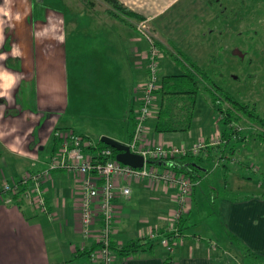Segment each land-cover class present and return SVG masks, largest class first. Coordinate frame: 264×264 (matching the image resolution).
<instances>
[{"label":"crops","instance_id":"0c3cea01","mask_svg":"<svg viewBox=\"0 0 264 264\" xmlns=\"http://www.w3.org/2000/svg\"><path fill=\"white\" fill-rule=\"evenodd\" d=\"M119 1L152 26L163 54L161 65L166 58L170 59L168 63L181 65L182 73L187 66L176 53L180 50L208 72L205 62L209 65L226 62V56L232 53L227 9L223 8L218 17L213 16L203 8L209 0ZM63 2L64 11L55 12L46 9L44 0H0V187L6 180L46 167L56 152L55 130L71 129L93 140L89 127L69 116L70 111L113 110V105L120 102L122 88H130L133 95L124 127L96 135L123 143L132 136V107L139 101L147 78L148 43L136 28L139 20L124 17V21L105 12L102 0ZM190 17V25L186 21L188 25L178 26ZM216 28L220 33H216ZM170 64L163 67L166 73L160 78L180 74L171 72ZM92 83L102 93L88 102L81 98L80 90L92 87ZM94 104L95 107H89ZM213 116L203 125L200 118L194 119L192 112L187 131L170 132H156L155 118L150 128L146 127L144 144L190 147L202 140L208 142L213 138L208 130L213 125ZM175 120L182 121V117L178 114ZM215 130L220 136L222 127ZM234 141L232 136L226 146H208L200 155L201 162L212 163L227 177L232 175L235 186L244 184L249 190L253 183L243 170L253 168L255 172L254 166L246 161L258 156L242 153L243 162L237 165L239 143L246 150L249 144ZM201 162L202 172H206L208 169ZM81 184V175L65 170L52 171L45 178L44 198L50 216L25 203H0V264H91L89 253L96 246L100 223L92 226L91 236H82ZM117 184L128 185L131 191L128 197L118 195L114 201L113 244L121 247L130 241L146 239L151 228L164 233L176 206L175 187L148 179L118 180ZM256 188L261 192L248 191L239 196L227 192L216 197L210 211L212 224L202 222L203 216L210 213L200 210L196 213L198 201L194 189L188 199V210L178 225L183 238L170 255L169 264H220L216 261L220 247L217 249L215 244H226L228 234L264 257V182H258ZM148 241L151 244L143 250L130 255L116 254L113 264H167L164 248L158 241Z\"/></svg>","mask_w":264,"mask_h":264},{"label":"built area","instance_id":"2783aa9c","mask_svg":"<svg viewBox=\"0 0 264 264\" xmlns=\"http://www.w3.org/2000/svg\"><path fill=\"white\" fill-rule=\"evenodd\" d=\"M136 28L148 43L147 78L139 101L132 107L134 130L130 140L125 144L132 153L143 157V166L133 168L124 165L115 159L112 148L99 147L92 139L71 129H57L53 136L58 147L46 167L39 172L6 180L0 187V203L5 205L25 203L50 216L44 198L45 178L56 170L81 175L82 236L85 238L91 236L92 226L97 221L100 223L97 229V246L89 253L91 264H113L116 258V251L111 245L115 224L114 201L118 195L128 197L131 191L128 185H118V180L129 182L148 179L175 187L173 200L176 206L170 215L169 227L164 233L158 228H151L146 234V239L158 241L167 254L171 255L183 238L178 225L188 210V199L198 181H194L184 172L173 169L171 165L168 167L167 164L181 157L201 155L208 146H216L223 142L221 136H217L208 142L202 140L190 147L144 144L146 122L151 115L157 116L159 111L157 91L161 86L159 71L162 51L147 22L144 20L137 22ZM221 118L222 116L218 115L219 121ZM235 128L240 130L237 125Z\"/></svg>","mask_w":264,"mask_h":264},{"label":"rangeland","instance_id":"374dc122","mask_svg":"<svg viewBox=\"0 0 264 264\" xmlns=\"http://www.w3.org/2000/svg\"><path fill=\"white\" fill-rule=\"evenodd\" d=\"M42 4L46 6V9L55 12L64 11L63 0H44ZM203 8H206L211 15L217 17L220 12H223V8L227 9V31L230 38V47L232 48V53L230 55H227L226 58L222 57V59L225 58L226 62L216 63L215 65H213V63L209 65L205 62L209 69V76L237 99L255 105L257 111L264 115V0H209L207 4L203 5ZM209 8H212V11H210ZM190 19L192 18L190 17L189 20H185L178 26L181 28L182 25H188L186 21H190V25ZM148 27L151 34L159 40L152 26L148 24ZM215 31L217 34L220 33L218 28H216ZM210 33L211 32H209V34ZM161 58L160 60H162ZM169 61L170 59L166 58L163 65L160 64L162 68V71L159 72L160 76L166 73L163 67L170 64L168 63ZM170 66L172 68V70H170L171 72L180 73L182 71L180 64L171 63ZM72 81H74V79L71 78L70 85H72ZM207 87L210 88L209 85H207ZM71 91L74 92L72 87ZM80 93L82 94L81 98H85L88 102H92L91 100L99 96L102 91L92 83V87L84 88L82 91L80 90ZM105 96L108 97L106 94ZM131 96L133 95L131 94L130 88H127V90L122 88L120 102H118L117 105H113L116 108L118 107L117 110H115L116 108L114 107L113 110H89L86 108V105H84L86 110L70 111L69 116H75L80 123L89 127L91 137L95 142H98L100 141V137L96 135L97 133L109 129H112L113 132L115 130L120 131L124 127V121L127 119L126 115L129 112ZM209 100V94L205 90H201L196 99L193 115L195 116L194 119L200 118L203 121V125L210 116L214 115L212 118L213 125L211 128L209 127L208 130L213 132H210L209 135L215 137L217 136V134H215V127H222V124L218 119V114L216 112L213 113ZM158 105H160V96L158 98ZM89 107H95V104ZM155 118V115H151L146 127L151 126ZM235 124L240 128L239 132H241L242 135L260 129L256 124L250 123L246 118H242ZM248 144L249 146L246 150L244 148L245 146L242 147L239 143L238 152L240 154L237 155L235 163L239 166L241 165L243 162L242 153L245 155L248 153V156L251 154L252 156H258L255 160L249 159L246 161L247 165L250 163L254 166L255 172L252 171L253 168H244L243 170L244 175L251 177L253 183V187L249 188V190H247L248 187L246 188L244 184L235 186L232 175L227 177L221 169L214 167L212 163L206 165L204 162H201L203 167L206 166L208 170L202 172L199 178L200 180L198 179V185L195 188L198 206L196 205L195 209L196 213H198L197 210L202 212L205 211L206 214L210 213L208 217L206 215L203 216L204 220L202 222L206 221L212 224V219L210 217L212 213L210 211L214 209L213 206L216 197L225 196L227 192L238 196L243 193H248V191L261 192V189L256 188V185L258 182L264 181V144L255 138L249 140L247 145ZM225 181L226 184H228L227 186H225ZM199 182H201L200 186ZM210 187H213L214 190ZM200 205L202 206L200 207ZM168 221H170V217H168ZM197 231H199V229ZM226 242V244L221 245L215 244L217 249L220 247L217 253L218 255L216 256L217 263L223 264L226 260H234L235 264H252V262L243 255L238 245L232 243L228 239Z\"/></svg>","mask_w":264,"mask_h":264},{"label":"trees","instance_id":"16d2710c","mask_svg":"<svg viewBox=\"0 0 264 264\" xmlns=\"http://www.w3.org/2000/svg\"><path fill=\"white\" fill-rule=\"evenodd\" d=\"M102 1L106 4L105 12L117 16L124 21H126L124 17H133L139 21L144 20V18L124 6L119 0ZM176 53L180 56V62L187 67L184 68L183 72L180 74H172L161 78V86L157 93L159 95L161 94L162 99L160 100L159 111L156 116L155 131H187L190 127L192 112L196 104L197 96L201 90H205L209 91L210 103L214 107L215 112L222 116L220 119V123L222 124V132L220 136L223 142L219 144V146L228 145L232 136H235L234 142L237 143L242 141L248 142L252 138H255L264 144V115L257 111L255 105L237 99L219 83H216L209 76L206 69L190 60L180 50H176ZM207 85H209L210 88H208ZM175 111L176 113H174ZM178 114L182 117V121L175 120V117ZM242 118H246L250 123L256 124L260 129L242 135V133L235 128V123ZM96 143L99 147H109L100 141ZM57 147L58 143L55 141L54 149L57 150ZM112 152L115 155L117 153L114 149H112ZM201 160L200 155H191L169 161L167 165L168 167L171 165L173 169L184 172L194 181H198L201 177L199 172H202V166L199 164ZM196 186L193 187V190ZM228 237L232 243L240 247L243 255L249 259L252 264H264V257L252 252L234 235L228 234ZM149 244H151V242L147 239H138L130 241L121 247L115 246L113 242L111 245L115 249L116 254L130 255L139 250H143L144 247L147 245L149 246ZM86 253L88 254V252H85V254ZM170 259L171 256L168 254L166 259L167 264L170 263ZM223 264H235V261L226 260Z\"/></svg>","mask_w":264,"mask_h":264},{"label":"water","instance_id":"95a60500","mask_svg":"<svg viewBox=\"0 0 264 264\" xmlns=\"http://www.w3.org/2000/svg\"><path fill=\"white\" fill-rule=\"evenodd\" d=\"M100 142L104 143L117 152L115 159L118 162L133 168H141L143 166V157L141 155L132 153L125 143L116 141L107 136H102L100 138Z\"/></svg>","mask_w":264,"mask_h":264}]
</instances>
